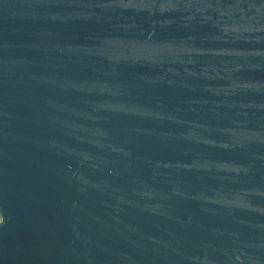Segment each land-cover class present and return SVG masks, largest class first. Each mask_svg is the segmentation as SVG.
Listing matches in <instances>:
<instances>
[{
    "label": "water",
    "instance_id": "water-1",
    "mask_svg": "<svg viewBox=\"0 0 264 264\" xmlns=\"http://www.w3.org/2000/svg\"><path fill=\"white\" fill-rule=\"evenodd\" d=\"M0 264H264V0H0Z\"/></svg>",
    "mask_w": 264,
    "mask_h": 264
}]
</instances>
